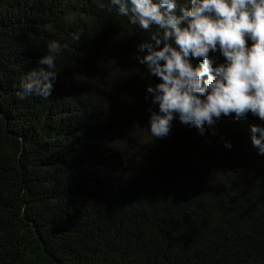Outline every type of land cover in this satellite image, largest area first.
Listing matches in <instances>:
<instances>
[{
  "label": "trees",
  "instance_id": "16d2710c",
  "mask_svg": "<svg viewBox=\"0 0 264 264\" xmlns=\"http://www.w3.org/2000/svg\"><path fill=\"white\" fill-rule=\"evenodd\" d=\"M150 35L108 0H0V264H264V121L154 139ZM52 40L50 97L21 100Z\"/></svg>",
  "mask_w": 264,
  "mask_h": 264
},
{
  "label": "clouds",
  "instance_id": "9594fccd",
  "mask_svg": "<svg viewBox=\"0 0 264 264\" xmlns=\"http://www.w3.org/2000/svg\"><path fill=\"white\" fill-rule=\"evenodd\" d=\"M108 4L130 24L151 32L138 45L136 59L159 78L154 86L146 85V98L158 108L148 109L154 139L167 137L174 119L201 135L222 115L239 120L251 113L264 121V0H108ZM79 38L73 34L75 42ZM62 47L67 45L52 40L49 54L39 57L40 67L25 72L18 86L21 100L50 97ZM217 52L224 57L222 62L210 55ZM250 139L264 155V126L250 125ZM225 146L230 148L231 143L226 141Z\"/></svg>",
  "mask_w": 264,
  "mask_h": 264
}]
</instances>
